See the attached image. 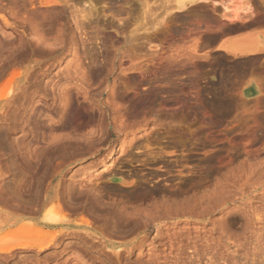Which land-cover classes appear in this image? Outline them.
Instances as JSON below:
<instances>
[{
  "label": "rangeland",
  "instance_id": "374dc122",
  "mask_svg": "<svg viewBox=\"0 0 264 264\" xmlns=\"http://www.w3.org/2000/svg\"><path fill=\"white\" fill-rule=\"evenodd\" d=\"M47 1L0 0V264H264V2Z\"/></svg>",
  "mask_w": 264,
  "mask_h": 264
},
{
  "label": "bare ground",
  "instance_id": "6f19581e",
  "mask_svg": "<svg viewBox=\"0 0 264 264\" xmlns=\"http://www.w3.org/2000/svg\"><path fill=\"white\" fill-rule=\"evenodd\" d=\"M213 0H177L176 1V9H177V11H179V12H186V11H188V9H190V8H192V7H194V6H196V5H198V4H208V3H210V2H212ZM243 1H246V2H248L247 0H243ZM263 2H264V0H262ZM64 2V0H48L47 1V5H52L53 3L54 4H61V3H63ZM214 3H215V5L216 6H218L220 3L219 2H217V0L216 1H213ZM250 3V2H249ZM253 9H244V10H242L241 12H239L238 11V13H236V17L237 18H242V16H245L246 18H251V17H253V15H254V11H252ZM93 12V11H92ZM92 12H87V14H86V9L85 10H82V12H81V14H84V18H89L90 16H92ZM224 12H225V15H227V14H229L230 13V10H229V8H227V7H224ZM88 16V17H87ZM191 16V15H190ZM83 17V16H82ZM91 19V18H90ZM193 24V23H192ZM80 27H81V25H80ZM79 27V28H80ZM83 28V27H82ZM81 30V29H80ZM243 45V44H242ZM242 45H240V46H238V47H233V46H228V47H225V46H223V45H220L219 46V49L220 50H222V51H228V52H230L231 53V51H232V53L234 52L235 53V56L237 55V57L239 56V55H241L240 57H242V56H247V55H255V54H257V53H259L260 51H258V49L256 48H254V47H251L252 46V44H248V46L247 45H245V46H242ZM218 49V50H219ZM233 53V54H234ZM225 195V194H224ZM225 197H223V199H224ZM225 200V199H224ZM226 201H227V199H226ZM218 202V201H217ZM223 203H224V201H223ZM219 205V204H218ZM220 205H221V203H220ZM258 213V212H257ZM252 222V221H251ZM85 225V224H84ZM32 231V230H31ZM29 233V232H28ZM221 234V233H220ZM34 234H32V237H34L33 236ZM224 236V235H223ZM25 237V236H24ZM22 238L21 237V241L22 240H24V242H25V238ZM31 237V236H30ZM30 237L28 236V243L26 242V243H19L18 242V248H25V249H28V248H30L31 247V244L34 242V240L32 241V239L30 240ZM43 238V240L45 239L44 237H42ZM48 238V237H47ZM47 238H46V240H47ZM27 239V238H26ZM33 239H35V238H33ZM20 240V239H19ZM226 240V239H225ZM229 240V239H228ZM29 241H31V243L29 242ZM220 244H221V242H220ZM223 245V244H222ZM202 246V245H201ZM204 247V246H203ZM206 247V246H205ZM228 247V246H227ZM193 247H190V249H192ZM195 252H193L194 254H196V257H193V258H197V261H199L200 263H201V261L202 260H204L205 258H206V261H208L207 259H208V257H210V256H212V254L210 255V256H208L212 251H210V253H208L207 251H205V250H201V249H199L198 248V246H195ZM120 251V250H119ZM2 252V251H1ZM213 252H214V250H213ZM217 252V251H216ZM220 252V251H219ZM118 254H119V252H118ZM117 254V255H118ZM216 254V253H215ZM217 256V255H216ZM191 257V256H190ZM214 257V256H213ZM212 257V258H213ZM223 257V256H222ZM211 257L209 258V261L208 262H213L212 260L213 259H215V261H216V259L217 258H213L212 259ZM221 258V257H220ZM222 259H224V258H222ZM260 259V258H259ZM193 260H195L196 261V259H193ZM192 260V264L193 263H196L195 261H193ZM189 261V260H188ZM191 261V260H190ZM205 261V260H204ZM204 261H202V262H204ZM264 261V260H263ZM222 262V261H221ZM261 262V261H260ZM206 263V262H205ZM213 263H215V262H213ZM196 264H198V263H196ZM206 264H208V263H206ZM262 264H263V262H262Z\"/></svg>",
  "mask_w": 264,
  "mask_h": 264
}]
</instances>
